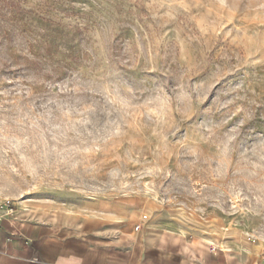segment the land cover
Segmentation results:
<instances>
[{
    "label": "rangeland",
    "instance_id": "374dc122",
    "mask_svg": "<svg viewBox=\"0 0 264 264\" xmlns=\"http://www.w3.org/2000/svg\"><path fill=\"white\" fill-rule=\"evenodd\" d=\"M111 202L264 261V0H0V206Z\"/></svg>",
    "mask_w": 264,
    "mask_h": 264
},
{
    "label": "crops",
    "instance_id": "0c3cea01",
    "mask_svg": "<svg viewBox=\"0 0 264 264\" xmlns=\"http://www.w3.org/2000/svg\"><path fill=\"white\" fill-rule=\"evenodd\" d=\"M25 211H0V264H264L240 239L158 222L135 205Z\"/></svg>",
    "mask_w": 264,
    "mask_h": 264
},
{
    "label": "built area",
    "instance_id": "2783aa9c",
    "mask_svg": "<svg viewBox=\"0 0 264 264\" xmlns=\"http://www.w3.org/2000/svg\"><path fill=\"white\" fill-rule=\"evenodd\" d=\"M1 210H3L2 206H0V211H1ZM4 210H6L8 216L11 217V216H13V214H14L15 208H14V205H6V204H5V208H4ZM0 218H1V216H0Z\"/></svg>",
    "mask_w": 264,
    "mask_h": 264
},
{
    "label": "bare ground",
    "instance_id": "6f19581e",
    "mask_svg": "<svg viewBox=\"0 0 264 264\" xmlns=\"http://www.w3.org/2000/svg\"><path fill=\"white\" fill-rule=\"evenodd\" d=\"M1 206H2L3 209L5 208V204H2Z\"/></svg>",
    "mask_w": 264,
    "mask_h": 264
}]
</instances>
